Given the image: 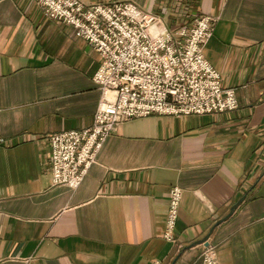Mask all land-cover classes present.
Here are the masks:
<instances>
[{"label": "crops", "instance_id": "crops-1", "mask_svg": "<svg viewBox=\"0 0 264 264\" xmlns=\"http://www.w3.org/2000/svg\"><path fill=\"white\" fill-rule=\"evenodd\" d=\"M81 1L133 2L170 29L216 17L205 55L239 107L127 121L78 188L54 185L49 136L93 124L101 58L34 0H0V264H202L208 235L220 264H264V0Z\"/></svg>", "mask_w": 264, "mask_h": 264}, {"label": "built area", "instance_id": "built-area-1", "mask_svg": "<svg viewBox=\"0 0 264 264\" xmlns=\"http://www.w3.org/2000/svg\"><path fill=\"white\" fill-rule=\"evenodd\" d=\"M53 20L70 24L101 58L94 81L101 99L94 122L84 129L49 136L54 185L78 188L108 137L123 123L150 115H205L239 107L236 90L205 55L217 18L199 16L193 25L170 29L163 18L128 1L87 4L81 0H34ZM5 139L0 137V145ZM184 190L170 191L163 238L176 243ZM202 264H220L216 245ZM154 264H161L156 261Z\"/></svg>", "mask_w": 264, "mask_h": 264}, {"label": "water", "instance_id": "water-1", "mask_svg": "<svg viewBox=\"0 0 264 264\" xmlns=\"http://www.w3.org/2000/svg\"><path fill=\"white\" fill-rule=\"evenodd\" d=\"M242 201H240V202H238L234 207H233V209H232V211H234L239 205H240V203H241ZM232 214V213H231ZM230 214V215H231ZM229 215V216H230ZM229 216H227L225 219H223V220H221L218 224H220L221 222H223L224 220H226V219H228V217ZM209 237H210V235H208L205 239H203L202 241H200L199 243H204V244H208V239H209Z\"/></svg>", "mask_w": 264, "mask_h": 264}]
</instances>
